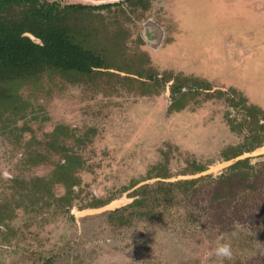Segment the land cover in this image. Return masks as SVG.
<instances>
[{"label":"rangeland","instance_id":"1","mask_svg":"<svg viewBox=\"0 0 264 264\" xmlns=\"http://www.w3.org/2000/svg\"><path fill=\"white\" fill-rule=\"evenodd\" d=\"M143 9L132 20L100 11L123 42L100 69L112 75L25 85L2 111L0 264H220L221 239L232 250L223 264H264V0H152ZM173 79L183 85L174 101ZM63 127L59 138L81 160L77 183L34 192L32 179L52 175L33 157ZM237 152H260L241 160L250 173L242 179L239 161L222 166ZM160 165L166 178L155 175ZM193 180L140 202L146 186Z\"/></svg>","mask_w":264,"mask_h":264},{"label":"trees","instance_id":"2","mask_svg":"<svg viewBox=\"0 0 264 264\" xmlns=\"http://www.w3.org/2000/svg\"><path fill=\"white\" fill-rule=\"evenodd\" d=\"M151 1L124 0L100 6L72 4L62 8L57 2L44 0H0V116L2 111L12 104L13 107L18 104L19 90L25 85L43 90L46 87L45 79L53 81L56 75L88 77L112 75L100 69L106 68L109 58L115 54L118 57L123 54V42L117 34L110 32L104 21L105 17L100 14V11L113 10L116 15L120 12L125 14L127 20H132L133 14L139 11L144 12L143 8H147ZM116 6H120L119 9H114ZM26 33L40 39L41 45L24 36ZM147 76L154 78L153 73ZM125 79L146 84V81L134 78L125 77ZM173 80L170 89L171 98L174 101L178 85L182 84ZM158 81L165 87L171 81V77L164 76L163 80ZM35 113L32 112V114ZM57 132L58 130L53 137L45 141L47 151L33 157L35 165L39 163L47 165L52 175L50 178L32 179L28 186L34 192L42 193V191L46 192V189L50 192L53 180L56 184L68 185L69 189L77 183L75 172L81 160H78L68 149L66 141L59 138L58 135H65L64 127L59 133ZM254 134H252V143L257 147L261 145V136ZM57 154L60 158L54 161ZM239 155L238 152L232 153V156L227 159L236 158ZM62 160L65 162L63 163ZM245 163L247 161H239L232 167V169H238L240 174L237 176L240 179L244 175H250L248 171L240 170ZM258 171L252 166L251 175L255 176ZM155 175L166 178V168L160 165L156 168ZM191 182L195 180L176 184L159 182L156 188L146 186L138 192L142 196L140 202H143L149 191L157 189L155 191L158 192L161 185L163 186L160 188L173 185L188 186ZM247 191L248 188L245 193ZM227 193L231 194L228 191ZM233 199L235 200V196Z\"/></svg>","mask_w":264,"mask_h":264},{"label":"clouds","instance_id":"3","mask_svg":"<svg viewBox=\"0 0 264 264\" xmlns=\"http://www.w3.org/2000/svg\"><path fill=\"white\" fill-rule=\"evenodd\" d=\"M213 252H214V255L220 261V264H223L224 259L231 258L232 256L230 242L228 240H223V239L218 240Z\"/></svg>","mask_w":264,"mask_h":264},{"label":"water","instance_id":"4","mask_svg":"<svg viewBox=\"0 0 264 264\" xmlns=\"http://www.w3.org/2000/svg\"><path fill=\"white\" fill-rule=\"evenodd\" d=\"M24 36H27V37H29L34 43H36V44H39V45H41V41H40V39H38V38H36L34 35H32V34H30V33H26V34H24ZM261 152V151H260ZM260 152H255V153H253L252 155H242V156H239V157H237V158H234L233 160H231V161H228V162H226L224 165H222V166H229V165H232V164H234V163H236V162H238V161H241L242 159H246V158H249V157H252V156H254V155H257V154H259ZM206 174V173H205ZM209 174V173H208ZM194 177H196V178H198V175L197 176H194ZM189 178V177H188ZM108 209V208H107ZM97 212H99V211H87V213H85V215H87V214H95V213H97Z\"/></svg>","mask_w":264,"mask_h":264},{"label":"flooded vegetation","instance_id":"5","mask_svg":"<svg viewBox=\"0 0 264 264\" xmlns=\"http://www.w3.org/2000/svg\"><path fill=\"white\" fill-rule=\"evenodd\" d=\"M225 195H223V197H224Z\"/></svg>","mask_w":264,"mask_h":264}]
</instances>
